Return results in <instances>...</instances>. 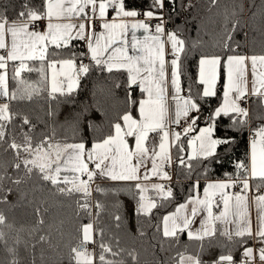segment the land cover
Returning <instances> with one entry per match:
<instances>
[{"label": "snow or ice", "instance_id": "1", "mask_svg": "<svg viewBox=\"0 0 264 264\" xmlns=\"http://www.w3.org/2000/svg\"><path fill=\"white\" fill-rule=\"evenodd\" d=\"M218 3L219 0H211L213 6ZM175 4L176 0H152L149 10L140 12L130 9L127 0H43L42 10L23 4L15 19H10L5 11L0 10V97L30 100L33 91H38L20 79L19 83L25 84V87L10 92L9 62L12 63L14 79L20 78L24 71L36 70L41 74V81L50 85L48 95L51 99H56L57 93L70 96L79 87L82 77L91 71L92 64L84 63L81 59L86 57L99 71H122L127 74L129 91L126 102L130 108L138 106L139 112V117L135 118L131 110L126 111L121 116L123 124L114 123L113 131L93 142L89 148L83 139L61 143L54 137L45 136L34 143L30 135L34 125L26 116L23 117V124L29 125V130L22 133V141L17 142L14 137L7 140L6 123L12 122L13 113L9 103H0V144H6L5 151L10 149L14 154L12 167L15 170H23L28 177L36 176L53 186L61 195L81 194L85 203L78 202V207L87 211L88 215L91 212L88 211L90 205L87 198L91 196V184L97 176L112 181H136L135 188L140 193L138 213L151 216L157 202L145 195L149 186L139 181H148L152 176L170 181L172 176L165 169L175 162L192 169V164L186 163L183 156L173 161V147L178 153L187 151V161L220 162L217 149L221 146L227 148L233 141L227 136H216L218 120L226 117L230 119L232 127L242 126L249 115L248 109L242 104L251 97H257L264 103V54L202 55L198 62L197 84L203 87L194 95L189 85L188 95H182L181 57L185 53V41L178 32L166 29L163 16L166 5L175 10ZM239 9L243 12V5ZM109 10L115 13L111 19ZM231 15H237L235 9ZM154 19L159 22L153 28L150 21ZM40 21L45 22L43 31L36 30ZM238 27L239 20H234L226 32L223 43L226 52H235L229 42ZM138 30L145 33L142 38L136 35ZM129 32L131 40L128 39ZM72 41H83L87 51L79 53V56L70 52L64 59H48L49 55H58L55 51L49 53L50 46L55 49L69 48ZM169 45L170 50L167 47ZM27 61H40V67L33 68ZM249 64L251 87L248 80ZM46 68L52 70L50 80ZM222 71V102L212 110L206 126L198 127L203 109L200 101L217 97V83ZM137 89L143 97L139 100L133 96ZM173 124L181 127L182 132L174 131L171 128ZM153 133L156 135L151 137L150 143V134ZM189 133L196 134L189 136ZM182 135L186 141L181 139ZM128 137L134 138V147ZM235 168L236 174L229 175L227 180L207 183L202 198L198 194L192 195L174 212L162 217V229L158 228V231L162 232L170 248L178 244L180 235L185 233L189 240L200 242L201 250L204 240H211L217 233L229 240L234 236L259 237L264 243V194L248 195L253 180L259 181L255 186L257 192L264 189V127L257 129L251 140L249 162H237ZM2 180L3 177H0ZM12 183L18 185L21 180L14 179ZM150 187L161 200L173 196L172 189L164 184L153 183ZM192 187L198 193L199 181ZM235 187H239L238 192L227 191ZM7 191L11 193V189ZM8 199V196H4L0 198V203H7ZM253 206L257 218L255 231L251 218ZM40 212L37 207V225H44L45 220ZM201 212L206 213V216L201 219L200 227L193 229L195 218ZM115 219L119 221L120 217L116 216ZM218 224L223 225V229L218 228ZM229 225H234V229L229 230ZM0 226L11 227L3 213H0ZM77 233L75 243L69 245V264H96L97 259L99 264H124L123 260L107 259L106 254L116 257L120 252L114 251L103 241V229L97 230L94 223L82 224ZM97 235L101 237L99 242ZM141 235L144 233L141 232ZM4 236L5 233L0 230V241H4ZM39 241H46V237L39 236ZM97 244L100 248L98 258L94 251ZM32 247L35 248V245ZM7 250L13 256L10 264H19L15 258L16 250ZM159 250L167 251L163 242ZM129 255L135 262L136 255L133 252H129ZM243 255L245 264H256L257 258L252 247H246ZM177 257L172 258L175 264H204L199 254L179 252ZM33 264H36L35 260ZM159 264H166V261L162 260ZM216 264H233V257L231 254L220 255ZM258 264H264V247L259 249Z\"/></svg>", "mask_w": 264, "mask_h": 264}, {"label": "trees", "instance_id": "2", "mask_svg": "<svg viewBox=\"0 0 264 264\" xmlns=\"http://www.w3.org/2000/svg\"><path fill=\"white\" fill-rule=\"evenodd\" d=\"M151 2L152 0H127L130 9L140 12L149 10ZM25 3L31 8L42 10L43 0H0V10L5 11L10 19H15ZM240 5H243V12H240ZM233 9L237 12L234 17L231 15ZM163 14L166 29L178 32L185 41V53L181 57V80L186 95L189 85L194 95L203 87L197 84L198 62L202 55L264 54V0H219L216 6L211 4V0H176L175 10L166 5ZM234 20H239V27L232 33L229 43L235 52H226L223 43ZM48 51L50 54L54 51L58 53L56 56L49 55L48 59H64L70 52L79 56V53L86 52V48L82 41H72L69 48L55 49L50 46ZM81 59L84 63L92 64L91 71L82 77L79 87L70 96H60L57 93L56 99L49 97V85L41 81L40 72L24 71L20 78L14 79L12 63L9 64L10 92L25 87V84L19 83L20 79L38 91H33L30 100H9L13 120L11 123L5 122L7 140L14 137L17 142L22 141V133L29 130V125L23 124V117L26 116L34 125L30 132L34 143L45 136L54 137L61 143L79 142L83 139L90 148L93 142L113 131L114 123H123L121 116L126 111L131 110L137 116L138 106L130 108L126 102L129 91L127 74L122 71L102 72L88 58ZM26 63L39 68L41 62ZM46 72L49 78V69L46 68ZM223 76L222 71L217 97L200 101L203 109L198 127L206 126L210 113L222 102ZM133 96L137 100L142 98L138 89L133 92ZM249 101V115L244 125L232 127L230 119L226 117L218 120L216 136H227L233 141L227 148L221 146L217 149L220 162L187 161V151L178 153L173 147V161H177L178 156H183L186 163L192 164V169L189 170L178 162L173 164L174 180L169 185L173 196L166 200L155 199L157 207L152 210L151 216L138 213L140 193L135 188V183L112 182L107 179H96L100 190L94 195L91 192V196L87 198L90 205L88 211L91 212L88 215L87 211L78 207V202L85 203L81 194L61 195L53 186L36 176L28 177L23 170H15L12 167L14 154L10 149L5 151L6 144H0V177H3L0 181V198L9 197L7 203H0V213L7 217V223L11 225L0 226V230L5 233L4 241H0V264H10L13 259L8 248L16 250L15 258L19 260V264H33V260L36 264H69V245L75 243L80 226L89 222L94 223L97 230L103 229V241L114 251L120 252L116 257L106 254L107 259L123 260L124 264H159L162 260L166 264H175L172 258L177 257L179 252L186 255L199 254L204 264H216L220 255L231 254L233 264H242L244 249L254 247L255 244L258 249L264 247L262 238L255 241L249 237L234 236L229 240L217 233L211 240H204L201 250L199 241L189 240L186 234H181L179 243L170 248L158 228L162 229L164 215L173 212L195 194L192 186L197 181L201 183L228 179L229 175L236 174L237 162H249L250 142L254 138L252 134L264 127V103L257 97H251ZM154 135L156 134H150V143ZM181 139L186 141L185 137ZM14 179H20L21 183H12ZM251 182L254 188L259 183L258 180ZM8 189H11V193ZM97 204L100 205L99 208L96 207ZM37 207L45 220L44 225H37ZM116 216L120 217L119 221L115 219ZM41 235L46 237V241H39ZM96 239L99 242L101 237L97 235ZM161 242L167 251L159 250ZM94 251L98 258L99 244ZM129 252L136 255L135 262ZM96 264H99L98 259Z\"/></svg>", "mask_w": 264, "mask_h": 264}, {"label": "crops", "instance_id": "3", "mask_svg": "<svg viewBox=\"0 0 264 264\" xmlns=\"http://www.w3.org/2000/svg\"><path fill=\"white\" fill-rule=\"evenodd\" d=\"M114 15H115V13H114L113 11L109 10V19H111ZM98 25H99V21L97 20V26H98ZM98 30H99V27H98ZM39 31H40V30H39ZM136 35H137L138 37L142 38V37L145 35V33L143 32V30H138L137 33H136ZM128 39L131 40V32H129V34H128ZM82 42H83V41H82ZM83 43H84V42H83ZM84 46H85V44H84ZM167 47L169 48V46H167ZM85 48H86V46H85ZM86 51H87V49H86ZM27 62H29V61H27ZM9 63H11V62H9ZM57 68L59 69V65H57ZM51 74H52V70L49 69V80L51 79ZM8 75H9V72H8ZM61 79H62V77H61ZM8 82H9V77H8ZM8 87H9V83H8ZM49 87H50V85H49ZM9 91H10V90H9ZM169 91H171V88H169ZM0 103H9V100H8L7 98H5V97H0ZM178 127H179V126H178ZM250 143H251V142H250ZM172 149H173V148H172ZM249 151H250V149H249ZM171 154H172V150H171ZM249 155H250V154H249ZM222 180H227V179H222ZM109 181H112V180H109ZM215 181H218V180H209V181H203V182L199 183V184H200L199 192H198V193L195 192L194 195H197V194H198V195L202 198V195H203V188L207 185V183H209V182H215ZM112 182H120V181H112ZM121 182H130V181H121ZM167 182H168V180L163 181L161 184H166ZM96 183H98V181L94 180V183H92V184H96ZM130 183H135V182H130ZM135 184H136V183H135ZM251 185H252V182H251ZM236 189H239V187L231 188V191H230V189H228L227 191H228V192H231V193H234ZM261 190L264 191V189H261ZM145 195L148 196V197H151V198H153V199H157V198L159 199V198H160L157 194H154V193H152V192L149 191V190L145 193ZM248 195H249V196H255V195H256V188H254L253 185H252V187H251V191L248 193ZM154 196H155V197H154ZM175 210H176V209H175ZM175 210H174V211H175ZM213 210H214V211H217L215 208H214ZM174 211H173V212H174ZM171 213H172V212H171ZM167 215H168V214H167ZM205 216H206V213H204V212L199 213V214L196 216V218H195V223L193 224L192 227H195V229H198V228L200 227V221H201V219H202L203 217H205ZM252 218H253V222H254V223H253V230L255 231L256 224H257V218H256V209H255L254 206H253V208H252ZM217 227L223 229L224 226L218 224ZM228 228H229V230H233V229H234V225H229ZM185 234H186V233H185ZM253 239L256 241L257 239H259V237H254ZM89 247L91 248L92 246H89ZM254 248H257L256 244H255ZM257 249H258V248H257ZM254 250H256V249H254Z\"/></svg>", "mask_w": 264, "mask_h": 264}, {"label": "rangeland", "instance_id": "4", "mask_svg": "<svg viewBox=\"0 0 264 264\" xmlns=\"http://www.w3.org/2000/svg\"><path fill=\"white\" fill-rule=\"evenodd\" d=\"M10 39V38H9ZM169 50H170V45H169ZM242 55H246V54H242ZM249 56H251V55H249ZM168 59L170 60L171 59V56H169L168 57ZM8 71V70H7ZM169 74H170V68H169ZM251 79H252V77H251V65L249 64V69H248V80H249V87H251ZM223 80H224V76H223ZM218 84H219V82L217 83V88H218ZM222 92H223V90H222ZM182 95H185L186 96V93L183 91L182 92ZM143 98V97H142ZM170 103H171V101H170ZM135 118H138L139 117V112H138V109H137V116H134ZM184 123V121L183 120H181V124H183ZM123 124V123H122ZM205 127V126H204ZM171 128L174 130V131H176V132H178V130H177V128H178V126L177 125H175V124H173V125H171ZM196 133H189V136H191V135H195ZM182 137H184L183 135L181 136V138ZM128 139V141H129V143L134 147V138L133 137H128L127 138ZM188 151H190V150H188ZM187 154H188V152H187ZM151 165H150V163H149V167H150ZM92 167H94V166H92ZM172 167V166H171ZM142 171H143V169H142ZM96 179H103V180H106L107 178L106 177H100V176H97L96 178H95V180ZM107 180H110V179H107ZM163 181H166V180H161V179H159L158 177H155V176H152L148 181H143V180H141V181H139L140 183H142V184H144V185H148L149 186V188H148V190L149 191H151L152 193H154V194H157L150 186H151V184H153V183H157V184H161ZM121 182V181H120ZM130 182H135V183H137L136 181H130ZM93 184H91V186H92ZM228 190V189H227ZM230 191H231V188H230ZM155 197V196H154ZM202 197H203V195H202ZM252 218V217H251ZM253 218H252V225H253ZM193 229H195V227H193ZM253 248V250L254 249H256V250H254V254H255V256H256V258H257V262H256V264H258V256H259V249H257V248H254V247H252ZM242 264H245V257H243V260H242Z\"/></svg>", "mask_w": 264, "mask_h": 264}, {"label": "built area", "instance_id": "5", "mask_svg": "<svg viewBox=\"0 0 264 264\" xmlns=\"http://www.w3.org/2000/svg\"><path fill=\"white\" fill-rule=\"evenodd\" d=\"M163 16H164L165 26H166L165 15L163 14ZM142 18H143V17H141V19H142ZM158 22H159V21H158V20H155V19L152 20V21H150V23H151V25L153 26V28H154V26H155ZM36 30H40V31L45 30V22H44V21H40V22L38 23V26L36 27ZM9 64H11V63H9ZM11 66H12V64H11ZM242 106L245 107V108H247L248 111H249V106H250L249 98H248V102L242 104ZM177 130H178V132H182L181 127H178ZM252 136L254 137L255 134H254V135L252 134ZM165 170L168 171V172L171 174V176H172V179H171L170 181H168L166 184H164L166 187H169L170 183L174 180V169H173V165H172V167H166ZM97 186H98L97 183H96V184H93V185L91 186L92 194H93V195L97 193ZM238 191H239V189H236V190H235V192H238ZM259 194H264V191H263V190H261L260 192H257V191H256V195H259Z\"/></svg>", "mask_w": 264, "mask_h": 264}]
</instances>
